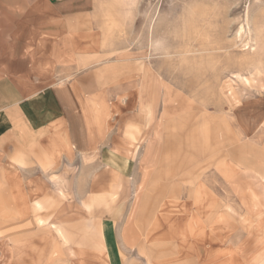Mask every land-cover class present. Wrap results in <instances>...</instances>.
<instances>
[{"label": "rangeland", "instance_id": "374dc122", "mask_svg": "<svg viewBox=\"0 0 264 264\" xmlns=\"http://www.w3.org/2000/svg\"><path fill=\"white\" fill-rule=\"evenodd\" d=\"M78 2L63 18L97 57L76 55L67 82L99 109L100 141L131 143L133 171L7 139L0 264H264V0Z\"/></svg>", "mask_w": 264, "mask_h": 264}, {"label": "crops", "instance_id": "0c3cea01", "mask_svg": "<svg viewBox=\"0 0 264 264\" xmlns=\"http://www.w3.org/2000/svg\"><path fill=\"white\" fill-rule=\"evenodd\" d=\"M1 1L6 2L0 13V146L24 131L30 143L46 146L48 153L56 148L63 153L72 149L95 151L97 160L110 173L120 177L131 174L133 159L121 152L130 150L131 143L112 146L100 141L98 133L91 132L99 120V109L92 99L78 97L67 82L66 77L80 75L75 67L84 49L97 57V41L84 44L79 36L82 31L69 32L63 18L70 10L83 13L80 2L63 0L53 14L50 0ZM80 62L83 65V57ZM146 66V77H153L151 66ZM156 103L151 91L149 114L154 113ZM81 117L84 121L80 122ZM202 134L205 152L211 131L204 128ZM193 136L191 143H198V136ZM145 153L150 154L149 143ZM127 231V240L133 244L136 232L132 227Z\"/></svg>", "mask_w": 264, "mask_h": 264}]
</instances>
